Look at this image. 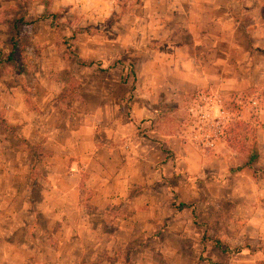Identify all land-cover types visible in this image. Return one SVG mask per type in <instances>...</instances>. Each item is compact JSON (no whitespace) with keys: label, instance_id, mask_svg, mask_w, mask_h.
<instances>
[{"label":"crops","instance_id":"obj_1","mask_svg":"<svg viewBox=\"0 0 264 264\" xmlns=\"http://www.w3.org/2000/svg\"><path fill=\"white\" fill-rule=\"evenodd\" d=\"M118 1L52 0L50 9L72 3L101 19L116 10ZM34 2L42 13L41 0ZM139 3V13L125 18L134 37L136 82L146 87L131 101L124 93L93 107L78 99L63 107L42 92L45 77L31 76L29 81L39 86L29 107L21 87L28 79L0 69V116L8 126L0 130V264H119L113 251L122 226L135 216L117 217L116 209L137 207L143 191L160 177L154 165L151 170L144 131H155L149 119L159 115V103L176 101L179 111L182 101L198 92L216 93L227 103L264 98V0ZM34 33V41H41ZM44 34L50 39L41 48L51 51L54 33ZM234 109L239 119L231 123L230 134L247 142L245 136L252 133L253 159V154L244 157L231 137L201 154L182 144L180 134L169 139L163 120L156 130L179 151L178 171L205 180V207L218 204L224 211L227 206L218 232L227 251L216 246L209 259L264 264V109L253 110L245 102ZM180 124L174 122V130L181 132ZM245 159L253 170L243 166ZM216 176L219 191L207 183ZM196 186H188L189 196L198 194ZM86 192L91 207L83 206Z\"/></svg>","mask_w":264,"mask_h":264},{"label":"rangeland","instance_id":"obj_2","mask_svg":"<svg viewBox=\"0 0 264 264\" xmlns=\"http://www.w3.org/2000/svg\"><path fill=\"white\" fill-rule=\"evenodd\" d=\"M43 1L41 0L42 4ZM51 1L49 0L50 4ZM128 3V0L118 1L116 10L101 19H95L92 10L81 5L70 3L52 11L49 4L48 11L59 14V19L52 23L50 18L40 17L39 7L32 0H0V69L22 73L28 79L22 80L21 87L29 107L35 102L32 96L39 86L35 81H29L31 76L45 77L47 84L42 92L51 93L55 103H63V107L75 99L93 107L98 100L101 103L106 100L108 103L109 98L124 93V100L131 101L146 85L136 82V56L131 54L134 37L126 29L129 20L125 18L129 12L139 13L140 3L139 0H133V4ZM20 17L24 20L20 26L17 47L12 51L8 42V22ZM49 29L54 33L52 45L55 46L51 51H43L41 46L50 39L44 33ZM34 32L41 34L42 42L34 41ZM11 53L12 58L9 59ZM209 97L215 101L208 99ZM249 101L244 99L237 103L232 100L227 103L216 93L198 92L191 98L186 97L179 111L174 107L176 101L159 103V115L149 119V126L155 128V131H144L150 141L151 170L154 165L160 177L143 191V201L138 202L137 207L116 209L117 217L135 216L131 224L122 226L123 230L118 236L120 239L113 252L119 264H217L208 255L212 249L217 248L213 241L215 238L225 244L218 232L221 230L220 219L222 216L225 219L228 217L227 206L224 211H221L222 207L218 204L205 207V201L209 199L204 192L205 180L196 174L192 175L188 170L178 171L179 151H175L173 145L165 143L157 132L156 125L157 121H160L161 126L162 123L166 124L164 134L170 136L169 139L173 135H182V144L191 145L196 150L194 152L205 154L218 141L231 137L230 140L238 145V150L244 157H251L255 149L252 133L248 132L245 136L247 142L230 134L231 123L239 119L234 108L243 102L251 108ZM220 110L235 112L230 116L232 120L217 128V114ZM174 122L183 123L184 126L180 124L181 132L178 128L174 130ZM6 127L8 126L0 116V130ZM38 152L40 155L44 154L45 149H38ZM152 153L156 155L151 157ZM243 163L244 167L252 169L247 159ZM217 166L213 162V168L216 169ZM34 170L39 171V168L36 166ZM214 178L221 180L218 176L211 181L207 180L208 187L219 191V186L213 184ZM193 183L197 184L198 194L191 197L188 195V186ZM89 199L90 192H86L84 207H91L87 202ZM180 203L185 205L179 206ZM243 246H247L246 242L229 252ZM26 261L17 262L25 264Z\"/></svg>","mask_w":264,"mask_h":264},{"label":"trees","instance_id":"obj_3","mask_svg":"<svg viewBox=\"0 0 264 264\" xmlns=\"http://www.w3.org/2000/svg\"><path fill=\"white\" fill-rule=\"evenodd\" d=\"M49 0H44L43 1V6H44V10L43 12L41 13V18L42 19H51V22L53 23V21L59 19V14L58 13H50L48 11V7H49ZM24 19L22 17L20 18H16V19H12L8 22V25H9V32H10V35H9V38H8V42L10 43L11 47H12V51L16 49L17 47V38L20 34V26L22 24V21ZM1 52V51H0ZM9 59L12 58V53L8 56ZM3 120V119H2ZM5 122V121H4ZM253 142H254V139H253ZM255 156V154L253 153V156L251 157V159H253ZM185 204L183 203H180L179 206H184ZM214 244L215 246L219 247V248H222L223 251H227V246L225 247H222L223 243L221 242L220 239L218 238H215L214 240Z\"/></svg>","mask_w":264,"mask_h":264},{"label":"built area","instance_id":"obj_4","mask_svg":"<svg viewBox=\"0 0 264 264\" xmlns=\"http://www.w3.org/2000/svg\"><path fill=\"white\" fill-rule=\"evenodd\" d=\"M208 99H211V98L209 97ZM249 100H250L249 101V105L251 106V108L253 110H258L259 111V110H263L264 109V98L256 95L254 97H251ZM212 101H215V99L212 100ZM234 112L235 111L229 112L228 110H226V111L225 110H223V111L220 110L218 112V114H217V119L218 120L216 121V125H217L216 127L217 128H219V127L221 128L222 125H224L225 123L229 122V120H232L230 116L234 115ZM205 126H207V124H205ZM218 131H219V129H218ZM217 132H216V134H217Z\"/></svg>","mask_w":264,"mask_h":264}]
</instances>
